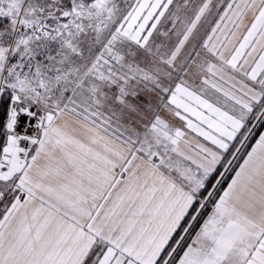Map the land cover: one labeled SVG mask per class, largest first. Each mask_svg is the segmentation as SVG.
<instances>
[{"label":"snow or ice","instance_id":"snow-or-ice-1","mask_svg":"<svg viewBox=\"0 0 264 264\" xmlns=\"http://www.w3.org/2000/svg\"><path fill=\"white\" fill-rule=\"evenodd\" d=\"M0 264H264V0H0Z\"/></svg>","mask_w":264,"mask_h":264}]
</instances>
